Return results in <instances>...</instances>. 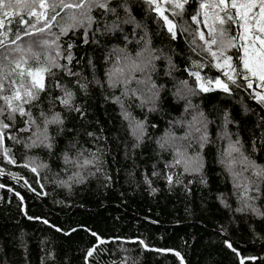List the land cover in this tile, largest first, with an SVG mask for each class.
Listing matches in <instances>:
<instances>
[{"label":"trees","instance_id":"obj_1","mask_svg":"<svg viewBox=\"0 0 264 264\" xmlns=\"http://www.w3.org/2000/svg\"><path fill=\"white\" fill-rule=\"evenodd\" d=\"M201 3L188 0L174 16L165 0H110L115 13L94 8L87 30H47L59 34L61 67L24 105L34 123L0 116L8 125L0 129V264H264V176L246 166L264 168L261 86L250 75L256 88L245 82L242 50L227 48L230 62L220 56L219 42L237 35L235 24L226 21L221 35L217 20V56L207 51L203 12L211 25L219 8ZM158 6L175 23V38ZM6 17L0 40L11 47L55 39L39 33L42 23L30 28L34 17L19 26V15ZM114 21L119 27L107 30ZM132 60L139 69L129 72ZM56 114L62 123L45 125ZM45 127L51 149L29 147Z\"/></svg>","mask_w":264,"mask_h":264},{"label":"snow or ice","instance_id":"obj_2","mask_svg":"<svg viewBox=\"0 0 264 264\" xmlns=\"http://www.w3.org/2000/svg\"><path fill=\"white\" fill-rule=\"evenodd\" d=\"M147 2L149 4H155L157 0H147ZM165 2L171 3L173 9L172 14L178 16L182 15L184 4H186L188 0H165ZM109 3L110 0H0V28L5 25V20L2 17L16 14L20 16V19L17 21L18 26L20 24H29V20L34 17L35 19L32 20L30 28L34 29L36 24L42 23V27L38 29L39 33L45 36H55V39L52 41L45 38L32 41L26 47L20 45L11 47V45L7 44L4 40H0V100L3 101V104H0V116H3L5 112H7L8 119L14 120L15 115L18 113L20 116L27 115L29 117L28 122L30 124L34 123V121L31 120V114L26 112L24 105L30 104L33 100L39 98L40 93L44 91L46 87L44 83L45 76L51 74L53 68L61 67L58 63L61 54L59 52V45L56 44V41L59 39V34H66L69 30L80 27H85L87 30L94 22V18L91 15L94 8H100L105 12H112L114 14L115 9L109 8ZM205 8H219V12L213 13L214 19L211 25L208 24L209 13L203 12V22L210 29V37H212V30L215 28L217 20L221 27L216 30L219 31L221 35L225 32L222 25L226 21L237 25L239 29L243 30L237 36L229 38L227 41L223 39L220 40L218 45L220 56L223 57L226 62H230L232 57H225L224 52L227 48L234 47L239 43L237 51H243L239 59L243 68L246 70L244 79L249 81L248 87L252 86L250 76L253 78L258 77L260 81L264 83V0H213L212 3H209L208 0H202L201 9ZM66 9H75L76 11L65 13ZM177 9H179V11H176ZM156 10L160 12L165 25L168 27L169 33L175 38V23L160 11L159 6ZM62 13L64 14L62 15ZM220 13H224V15L221 16ZM25 15L29 17V19H25ZM58 17L60 18L59 21ZM192 19L194 22H200L195 15ZM124 22L128 23L130 21L125 20ZM53 24H56V27L59 28V34L49 33L47 31ZM118 27L119 25L115 21L112 25L106 26L107 30L110 31L116 30ZM25 34L32 35L33 33L30 29H25ZM199 36L200 39L204 40L205 44L208 45L207 51H209L213 57H216L217 52L212 50V45L217 44V39L215 37L206 39L203 32H200ZM245 38H249V43L247 45L243 43ZM17 39H19V37H17ZM257 41H259L258 45L256 43ZM12 44H15V41H12ZM53 45H56L54 49ZM33 46L42 48L44 51H34ZM4 49L7 50L5 51ZM49 49L55 51L56 55H50L48 52ZM145 50L147 51V48ZM41 56H44L45 59L42 60ZM66 59L70 62L71 55L69 54ZM5 62H7V66ZM229 66L231 67V65ZM138 69L139 65L135 60H132L129 72ZM115 71L123 73L124 69L118 68ZM111 75L110 73V76ZM194 75H196L197 80L200 79L199 73H195ZM224 75L228 76V79L231 80L232 83H235V80L232 79V76H230L227 71L224 72ZM6 81L8 82L7 90H5ZM208 83L211 84L212 81H208ZM215 83L221 85L225 92L229 91L226 83L222 84L220 80H216ZM201 88L207 91V89L203 88V85H201ZM71 99L72 93L66 91L64 97L61 99V103L68 106ZM259 102L264 103V95L260 96ZM44 123L45 125L50 123L60 124L62 120L59 114H56L51 120L46 119ZM7 127L8 125L0 120V129ZM23 130L27 131L28 129ZM133 134L137 135L138 138L139 135L143 134V126L138 122L133 127ZM34 135L36 139L33 140L32 145H28L29 147L39 142L51 149L52 144L47 143L49 138L47 136L46 127L43 133L37 129ZM2 139L3 135L2 132H0V142H2ZM201 139L206 140V136L201 137ZM230 151L240 152L241 150L236 144H231ZM241 156H243L242 152ZM67 159L68 158L65 157L66 161ZM244 160L247 161V157H244ZM84 163L87 164L90 163V161L86 160ZM246 166L254 168L255 175L264 176V168H260L251 161H248ZM32 170L35 171V168ZM168 179L169 182H171L172 178L169 177ZM91 254L92 253L89 252V255ZM241 264H243V260H241Z\"/></svg>","mask_w":264,"mask_h":264},{"label":"rangeland","instance_id":"obj_3","mask_svg":"<svg viewBox=\"0 0 264 264\" xmlns=\"http://www.w3.org/2000/svg\"><path fill=\"white\" fill-rule=\"evenodd\" d=\"M234 11V10H233ZM207 28L206 27H204V25H203V27H201V31L200 32H203L204 34H205V30H206ZM243 30L242 29H239V33H241ZM212 33H213V31H212ZM243 43H245L246 45L249 43V38H245V40L243 41ZM257 43V45L259 44V41H257L256 42ZM250 51H251V49H250ZM243 54V51H241V55ZM242 64V63H241ZM250 75V74H249ZM258 78V77H257ZM259 79V78H258ZM259 82H260V86H261V81H260V79H259ZM207 87H205L204 89H206ZM184 91V90H183ZM183 91H181L182 92V94L181 95H184L185 93L187 94V93H189L188 91H186L185 90V93H183ZM151 93H148L147 94V98H148V95H150ZM188 129V128H187ZM189 130V129H188ZM190 131V130H189ZM185 140H186V138H185ZM183 145L184 144H182L181 143V145L178 147V150H180V149H182L183 148Z\"/></svg>","mask_w":264,"mask_h":264},{"label":"water","instance_id":"obj_4","mask_svg":"<svg viewBox=\"0 0 264 264\" xmlns=\"http://www.w3.org/2000/svg\"><path fill=\"white\" fill-rule=\"evenodd\" d=\"M10 17H12V15L7 16L6 19H8V18H10ZM2 28H3V27H2ZM236 31H237V35H238V34H239V28H238L237 25H236ZM237 35H236V36H237ZM236 47H237V49L239 48V43L236 44ZM239 54H240V52H239ZM240 63H241V62H240V59L238 58V64H240ZM238 74H239V76L241 77V72H240V70H238ZM245 82H249V81H245ZM251 83H252V88H256V86H255V81L251 79ZM257 90L260 92L261 95H264V83H262L261 87H260V88H257Z\"/></svg>","mask_w":264,"mask_h":264}]
</instances>
